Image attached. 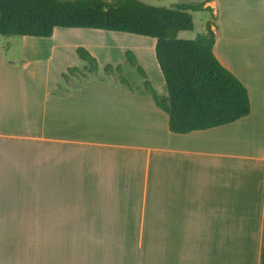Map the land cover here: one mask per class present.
Segmentation results:
<instances>
[{
	"label": "crops",
	"instance_id": "crops-1",
	"mask_svg": "<svg viewBox=\"0 0 264 264\" xmlns=\"http://www.w3.org/2000/svg\"><path fill=\"white\" fill-rule=\"evenodd\" d=\"M206 5L213 52L251 109L187 133L169 130L144 86L90 77L57 91L84 46L116 65L132 48L167 95L153 42L139 55L107 44L125 32L67 28L17 36L14 61L0 38V264H264V0ZM66 31L83 38L59 39Z\"/></svg>",
	"mask_w": 264,
	"mask_h": 264
},
{
	"label": "trees",
	"instance_id": "trees-1",
	"mask_svg": "<svg viewBox=\"0 0 264 264\" xmlns=\"http://www.w3.org/2000/svg\"><path fill=\"white\" fill-rule=\"evenodd\" d=\"M206 3L180 1L164 7L141 0H0V35L50 37L56 27H65L154 38L167 95L157 94L131 49L125 50V61L143 76L144 89L168 115L169 130L187 133L231 123L251 109L247 88L213 52L215 32L210 21L194 38L178 37L179 32L193 29L192 12L204 11L216 19ZM75 52L87 63L88 72L97 71V59L88 49L77 46ZM103 69L120 73L122 66L107 63ZM75 71L77 67L69 66L66 73Z\"/></svg>",
	"mask_w": 264,
	"mask_h": 264
},
{
	"label": "rangeland",
	"instance_id": "rangeland-1",
	"mask_svg": "<svg viewBox=\"0 0 264 264\" xmlns=\"http://www.w3.org/2000/svg\"><path fill=\"white\" fill-rule=\"evenodd\" d=\"M141 1L148 3V4H151V5L164 6V7H170L172 4L175 3L173 0H141ZM191 14H192L193 25H194L193 29L190 31L179 32L178 33L179 38H186V39L194 38L198 33L205 31L207 21H210L211 25H213L215 22L214 18L209 13H206L203 11H195V12H192ZM215 26H216V24H215ZM62 30H71V29H67L64 27H56L54 29L53 33H55L56 31H62ZM72 30H80V29H72ZM82 30L89 31L91 33L96 32L97 37H99V38L104 34V32L110 33V34H112V33L122 34L123 33V32L104 31V30L98 31L99 29H82ZM66 32L67 33L64 34V37L59 38V39L64 40V38H66L65 41L72 43L74 40H77L78 38H80V39L83 38V36L81 35V32H79V33H77V31H73V32L72 31H66ZM99 32H101V33H99ZM0 38H1V40L3 42L2 44L4 46H7L8 40H12V41L13 40H20L19 37H17V36H1ZM109 38H112V37H109ZM113 38H119V40L120 39H122V40H120V42H113V44L107 43L109 46H114V48H116V47H120L123 44L131 43V44H134L136 46V48L138 49L137 51L139 52V55L141 54L140 49H143V44L141 42H146V43L153 42L155 44V41H156L155 39L150 38V37H145V36L135 35V34H130V33H123L122 35H115V37L113 36ZM143 38H145L146 41H143ZM87 42H89V41H87ZM92 43H94V42H92ZM135 43H137V44H135ZM98 44L102 45L104 43L102 41H99ZM127 49H131V51L134 53V55L138 61V64L143 68V65H142L143 62L141 64L139 57L135 54V51L132 48H127ZM95 50L100 52L99 50H101V49H98L96 47ZM20 52H21L20 48L17 47V43H15L14 41L10 47L4 48V50H3L4 57L6 59H12L14 61L19 60V58L21 57ZM103 58H105V57H103ZM62 59H64V58L61 57V60ZM79 60L80 59H78V57L75 56V60H74L75 63H73L71 59L66 60V62L68 64V67L69 66L72 67L74 65L82 66L83 61H79ZM97 62H98V60H97ZM116 63L117 62H115V61H111L109 64L116 66ZM104 65H105L104 62H102V63L98 62V70L96 72H88L87 67L84 66L82 68L77 69V71H75L72 74L66 73L67 72V68H66V70L61 73V75L64 73H66V75L60 79L58 87H57V91L58 92L59 91H69L70 89L74 88L77 84L82 83L86 79H88L90 77H97V78L103 79V80L118 82L122 85L130 87L131 89H133L136 92H143V76H141V74L138 72V70L135 67L130 66L125 61L123 63V65H121L122 70L120 73L115 72V71L107 73L103 69ZM56 68L57 67H54L52 69L53 74H54ZM153 88L155 89V91L157 92L158 95L162 96V94H160L161 90H159V88H157L155 86H153ZM163 88L166 91L165 85H163Z\"/></svg>",
	"mask_w": 264,
	"mask_h": 264
}]
</instances>
